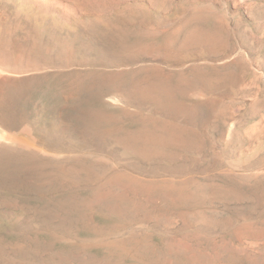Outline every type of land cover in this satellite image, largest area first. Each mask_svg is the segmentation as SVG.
<instances>
[{
    "label": "rangeland",
    "instance_id": "374dc122",
    "mask_svg": "<svg viewBox=\"0 0 264 264\" xmlns=\"http://www.w3.org/2000/svg\"><path fill=\"white\" fill-rule=\"evenodd\" d=\"M0 264H264V0H0Z\"/></svg>",
    "mask_w": 264,
    "mask_h": 264
}]
</instances>
